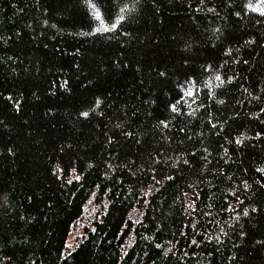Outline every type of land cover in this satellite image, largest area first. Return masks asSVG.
Returning <instances> with one entry per match:
<instances>
[{"label":"trees","instance_id":"obj_1","mask_svg":"<svg viewBox=\"0 0 264 264\" xmlns=\"http://www.w3.org/2000/svg\"><path fill=\"white\" fill-rule=\"evenodd\" d=\"M0 264H264V0H0Z\"/></svg>","mask_w":264,"mask_h":264},{"label":"rangeland","instance_id":"obj_2","mask_svg":"<svg viewBox=\"0 0 264 264\" xmlns=\"http://www.w3.org/2000/svg\"><path fill=\"white\" fill-rule=\"evenodd\" d=\"M140 3L137 1V4H134L133 6H132V4H130V6L128 7L129 8V10L130 11H135V7L136 8H138V5H139ZM120 8H122L121 6H119ZM117 12L118 11H116V14H117ZM116 14H114V16L116 15ZM118 16V15H117ZM147 190H149V186L147 187ZM93 207V212H95L96 210H97V206H92ZM145 210H146V208H145ZM84 225V224H83ZM83 225H81V224H79V225H77V226H72L71 227V231H70V233L71 232H74V233H76L77 234V232L81 229V227H83ZM72 240H73V234H71L70 235V238H69V241L70 242H72Z\"/></svg>","mask_w":264,"mask_h":264},{"label":"snow or ice","instance_id":"obj_3","mask_svg":"<svg viewBox=\"0 0 264 264\" xmlns=\"http://www.w3.org/2000/svg\"><path fill=\"white\" fill-rule=\"evenodd\" d=\"M96 15H97V17H99V13L98 12L96 13Z\"/></svg>","mask_w":264,"mask_h":264}]
</instances>
